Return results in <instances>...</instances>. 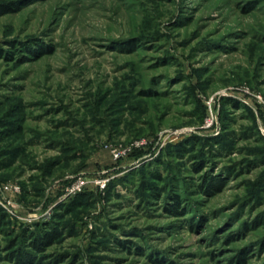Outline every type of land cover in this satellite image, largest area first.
I'll use <instances>...</instances> for the list:
<instances>
[{"label":"rangeland","instance_id":"obj_1","mask_svg":"<svg viewBox=\"0 0 264 264\" xmlns=\"http://www.w3.org/2000/svg\"><path fill=\"white\" fill-rule=\"evenodd\" d=\"M0 12V264H264V0Z\"/></svg>","mask_w":264,"mask_h":264},{"label":"trees","instance_id":"obj_2","mask_svg":"<svg viewBox=\"0 0 264 264\" xmlns=\"http://www.w3.org/2000/svg\"><path fill=\"white\" fill-rule=\"evenodd\" d=\"M4 12V11H3ZM3 12H0V15H2ZM9 44V48H0V59L1 58H8L9 55H15L18 54L19 56L22 55V57H25L26 59L29 58L30 55L34 54V50L30 47V45L25 43H6ZM41 48V46L39 47ZM8 55V56H7ZM29 55V56H28ZM10 59L12 57H9ZM24 60V59H23ZM236 106V104H235ZM264 152V149H263ZM223 182H220V180H217L213 177H204L202 184L200 187V192H203L204 194H211L214 191H218L222 187ZM180 200L179 198L174 199L172 201V205L168 210L174 211L172 214H178V210H180ZM47 230H43V233H41V236L39 238H33L28 240V245L26 250L17 249L16 251H12L10 256L7 257V260L12 262L13 264H42V259H35L33 257L32 253L39 254L42 253L44 250V247L48 245L50 242H52L53 237L55 235L54 232H46ZM53 233V234H52ZM14 245H12L9 249H11Z\"/></svg>","mask_w":264,"mask_h":264},{"label":"built area","instance_id":"obj_3","mask_svg":"<svg viewBox=\"0 0 264 264\" xmlns=\"http://www.w3.org/2000/svg\"><path fill=\"white\" fill-rule=\"evenodd\" d=\"M5 189H6V190H9V189H11V187H10V186H9V187H5ZM14 190L16 191L17 188H14Z\"/></svg>","mask_w":264,"mask_h":264}]
</instances>
